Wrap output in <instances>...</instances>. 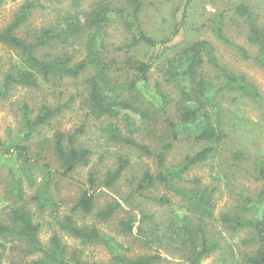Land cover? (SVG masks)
Returning <instances> with one entry per match:
<instances>
[{
    "label": "trees",
    "instance_id": "1",
    "mask_svg": "<svg viewBox=\"0 0 264 264\" xmlns=\"http://www.w3.org/2000/svg\"><path fill=\"white\" fill-rule=\"evenodd\" d=\"M64 1L53 0L58 9L52 18L41 26H32L30 17L46 8L40 0H26L13 21L0 29V46L11 53L6 62L0 56V100L8 99L19 89L34 92L43 85L60 89L63 81L80 80L83 86L67 94L54 90L57 98L43 100L34 107L25 102L21 104L22 136L5 150L0 146V154L12 159L17 166L13 172L14 191L21 197L24 178L30 187L37 185L33 201L39 210L53 206L52 178L58 175L70 179L76 169L90 165L93 151L81 139L90 134L89 129H94L108 145H116L136 153L137 158L151 161L153 169L145 167L136 181H130L131 197L145 198L165 208L172 204L168 195H174L182 204V213H174L165 221L140 209L139 218L122 221L123 234L133 236L143 248L153 251L134 258L122 257L112 240L94 227L79 226L71 215L58 222L60 233L84 244L99 243L109 247L110 264H158L167 251L182 254L183 264H201L217 253L222 255L220 264H264V158H254L253 169H248V177L258 184L257 192H241L220 211L215 202L217 185H205L199 178L185 179L188 171L215 160L227 139L222 115L228 93L248 98L260 107L264 117V99L257 87L222 67L215 56L214 44L207 39L187 42L175 55L163 59L158 66L161 81L152 84L150 73L158 65L159 54L140 60L131 51L139 46L159 49L179 30L177 26L163 40H156L145 31L140 16L146 6L157 0H99L87 10L86 0H70L67 7H59ZM190 3L191 0H186L179 25L184 23ZM234 10L247 28L248 42L257 47L253 60L264 69V31L257 15L244 2ZM207 24L216 39L232 44L224 34L223 14L213 16ZM112 25L122 26L127 34L123 44L113 49L117 56L105 42L107 29ZM235 47L244 58H250L246 49ZM212 72L213 78H210ZM78 98L86 113L72 128L61 131L53 124L73 111ZM231 100L235 102L236 98L231 97ZM44 128L52 130L51 138L44 143L50 147L55 167L49 162L39 165L44 172L42 180L36 183L33 170L38 162L32 157L30 143ZM182 142L200 147L179 163H169L174 145ZM115 158V166L106 169L101 182L108 189H113L135 161L134 156L118 152ZM233 158L238 167L244 169L243 153L238 152ZM215 167L211 169L216 173L214 179L219 176L228 179L223 168ZM98 182L97 174L89 175V186L80 189L72 212L93 213L94 187ZM157 190L160 195H150ZM120 206L112 199L96 213V218L106 222ZM39 230L25 207L12 209L6 219L0 215V241L13 242L21 247L24 256H33L27 264H96L70 258L58 234H54L45 247L39 239ZM239 233H246L247 237L240 241L246 248L237 258L230 247L225 249L224 241L226 236ZM3 245L0 242V248L5 249ZM4 251L0 250V264H3ZM225 252L229 254L224 255Z\"/></svg>",
    "mask_w": 264,
    "mask_h": 264
},
{
    "label": "rangeland",
    "instance_id": "2",
    "mask_svg": "<svg viewBox=\"0 0 264 264\" xmlns=\"http://www.w3.org/2000/svg\"><path fill=\"white\" fill-rule=\"evenodd\" d=\"M40 1L46 9L45 11H38L30 17L29 23L32 26H41L47 23L57 11L56 9H58L54 5L55 3L52 2L53 0ZM96 1L99 0H86L85 9H89ZM113 1L117 2L119 0ZM25 2L26 0H0V29L13 21L19 8ZM185 2L186 0H157L152 5L146 6L140 16L143 28L156 40L168 38L172 31L177 26L179 27L177 35L161 48L147 49L139 46L131 51L140 60L159 54L158 65L156 64L150 73L151 83L161 81L160 68L158 66L163 62V59L175 55L179 48L187 42L195 39H207L214 44L215 56L220 65L236 75L243 76L254 84L264 99V69L253 60L257 55V47L248 42L247 28L242 24V19L235 14L234 10L242 2L248 4L257 15L258 23L264 31V0H191V3L186 8L184 23L179 25L184 13ZM69 3L70 0H65L64 4L59 7L65 8ZM217 14L224 15V34L233 45L216 39L213 33L208 30V20ZM126 37L127 34L123 31L122 26L112 25L107 29L105 42L113 52V49L123 44ZM236 45L246 49L250 58H244L236 49ZM113 54L115 56L118 55L117 52H113ZM10 55L11 53L6 48L0 46V56L4 58L5 62L9 60ZM210 78H213V72ZM79 81H63L60 89H55L51 85H43L41 90L34 92L19 89L14 91L8 99L0 100V146L2 150H5L12 142L22 136L19 111L21 104L25 102L34 107L36 106L35 104L43 100L57 98L53 95L54 90L57 92L62 90L64 94L75 92L83 88ZM215 84L219 86L218 83ZM231 97L236 98V101L233 102ZM229 101L233 104H230ZM223 106L222 118L228 137L219 148L217 158L207 163L204 167L193 168L185 175L186 180L199 178L205 185H217V191H215L217 211L223 210L226 205H230L235 196L241 192L249 194L257 192L258 184H254L251 178L248 177V169H253L254 158H264V117L260 107L248 98L238 97L233 93L226 95ZM72 109L73 111L65 113L53 125L63 131L72 128L82 120L86 111L81 109V100L79 98L76 99ZM88 132L90 134H86L81 140L93 151L90 165L86 168L76 169L70 175V179L55 175L50 185V194L53 197L54 205L47 207L43 211L39 210L36 202L33 201L37 185L30 187L28 182L22 178L23 192L21 197L14 191L13 172L17 166L12 159L0 154V215L2 219H6L12 209L25 207L31 212L33 222L39 225V239L45 247L48 246L50 238L54 234H58L63 244L67 246L68 256L82 262L110 264L112 258L111 249L99 243L84 244L69 235L60 233L57 224L64 216H73L79 226L96 228L101 235L107 236L113 241L122 257L134 258L153 253L152 250L143 248L133 236L123 234L120 223L129 219L139 218L140 214L138 212H140V209L144 213L154 215L155 218L168 221L169 217L174 213L178 215L182 213L180 210L182 204L179 198L174 197V195H168L172 199L171 206L161 208L145 198L131 197L130 181H136L145 167L150 166L153 169L151 161L139 156L137 158L134 155L136 153L121 149L116 145H108L96 135L94 129H89ZM51 135L52 130L44 128L40 131V135H35L32 138L30 143L32 157L38 162L37 165H34L35 169L33 170L36 183L42 180V173L44 172L39 165L49 162L55 167V163L52 162L54 158L50 152V147L48 143H44V140H49ZM199 147L186 142L176 143L169 154L168 161L174 164L179 163L186 155L191 154ZM117 152L134 156L135 161L113 189H108L103 187L101 182L106 169L115 166V154ZM238 152L243 153V156H245L241 162L244 169L239 168L238 162L233 158ZM215 166L223 168L228 174V179L220 178V176L219 179H214L216 173L215 171L212 172L211 169L213 167L216 168ZM90 174H97L99 180L98 185L94 187L96 191L95 209L90 215L72 212L71 210L78 199L80 189L82 186L86 188L89 186L88 178ZM159 192L160 190H157L150 193V195H160L161 192ZM150 195L147 194V196ZM112 199L117 200L121 204L120 208L108 221L98 220L96 213L111 203ZM246 237V233L226 236L224 241L225 249L230 247L229 249L233 250V253L239 258L241 252L246 248L243 247L240 241ZM0 242L5 247V249L0 248L1 251L5 250L3 252V264H10V262L27 264L34 259L33 256H24L23 254L25 253L21 251V247H17L15 243L5 240ZM225 253L224 255L229 254ZM181 255L172 254L168 251L167 253L163 252V260L158 264H183ZM219 258H222L221 254H212L203 260L201 264H220Z\"/></svg>",
    "mask_w": 264,
    "mask_h": 264
}]
</instances>
